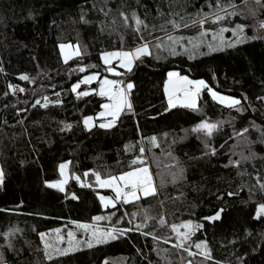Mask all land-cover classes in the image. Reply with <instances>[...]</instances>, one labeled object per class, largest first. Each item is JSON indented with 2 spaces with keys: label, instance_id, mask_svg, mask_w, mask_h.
I'll use <instances>...</instances> for the list:
<instances>
[{
  "label": "trees",
  "instance_id": "trees-1",
  "mask_svg": "<svg viewBox=\"0 0 264 264\" xmlns=\"http://www.w3.org/2000/svg\"><path fill=\"white\" fill-rule=\"evenodd\" d=\"M209 2L215 4V0H0L3 264H264V217L254 218L256 205L264 203V192L256 182L257 178L264 182V101L257 99L264 96V29L259 27L264 9L255 0H221L222 5L234 4L238 15L204 27L218 31L242 24L243 42L227 47L235 40L228 31L223 34V50L210 52L211 31L201 37L199 25L191 23L198 10L209 11ZM133 11L148 25L141 30L152 47L151 55L117 76L134 85L129 93L132 111L125 109L110 129L100 128L97 119L86 130L83 118L95 116L105 98L96 92L77 98L71 86L89 72L107 74L102 52L137 46ZM121 12L130 26H125ZM81 15L89 23L81 22ZM168 21L181 27L174 31ZM167 34L184 37L181 43L188 49L189 37L203 43L192 53L176 46L177 54L172 55L155 47V37L171 47L164 39ZM60 43H76L81 55L63 62ZM169 69L203 78L214 89L238 96L240 104L222 106L203 89L196 110L177 106L165 111L163 86ZM21 74L34 82L20 80ZM9 84L25 91L11 92ZM96 86L97 82L81 84L77 91ZM44 96L48 106L33 107L37 99L44 103ZM201 121L218 123L211 138L191 131ZM65 124L71 128L62 131ZM245 128L246 133L236 135ZM133 159L143 163L131 166ZM230 160L240 163L233 166ZM62 162H68L79 182L71 178L60 191L46 182L59 177ZM144 165L151 171L154 195L128 204L116 201L115 207L101 206L97 193L111 191L95 186L92 171L105 177ZM221 208L220 220L204 219ZM97 215L110 217L103 219V228L131 230L117 232L114 240L45 260L39 233L66 231L73 227L71 221L92 223ZM185 220L202 225L189 243L204 241L211 259L188 256L173 247L170 226ZM189 250L198 253L193 247Z\"/></svg>",
  "mask_w": 264,
  "mask_h": 264
},
{
  "label": "snow or ice",
  "instance_id": "snow-or-ice-1",
  "mask_svg": "<svg viewBox=\"0 0 264 264\" xmlns=\"http://www.w3.org/2000/svg\"><path fill=\"white\" fill-rule=\"evenodd\" d=\"M255 4L260 7V9H264V0H255ZM209 11L204 12L202 9L198 10L197 12V18L193 19L191 21L192 25H199L201 31L198 34L201 37L206 36L210 31L212 34V42L208 43L207 47L210 52L223 50L225 47L224 44V33L231 31L232 35L235 37V40L228 43L227 47H235L236 44L243 42L242 34L244 32V25L242 24H236L235 28L229 29L227 27H220L218 31H213L211 29L205 28V24L211 23V24H219L220 22L224 21L228 17H232L235 15H238V13L234 10L235 5L229 3L228 5H222L221 0H215V4L209 2L207 5ZM231 8L233 11H229L228 9ZM213 9H215L213 11ZM107 15V13H105ZM121 17L124 18V24L126 27L130 26L128 17L125 15V13H120ZM132 20L134 21L133 31L135 32L136 36L139 37V43L137 46L124 50L123 47L120 50L115 51H104L100 55V59L105 65V70L109 73H112L116 76H121L124 73H120L116 71V67L125 69L127 72H130L133 68V64L137 60H141L142 57L151 55V47L152 45L148 40L144 39L143 32L141 30V26H143V29H147L148 25L141 20L135 11L132 12ZM253 15H255V11H253ZM81 22L87 24L89 21L85 18L84 15H81ZM182 19V18H181ZM167 23H170L173 30H178L181 25L177 23L176 21H168ZM183 27L187 28L189 27L188 24H184ZM259 27L264 29V21L259 23ZM151 35V33H149ZM157 43L155 44V47L158 49H162L165 51H170L172 55L177 54V47L179 46L180 49H183L185 52H187L189 49L186 48V46L181 43L182 40H184V37H178L171 34H167L165 36V41L170 42L171 47L165 48L163 44L161 43L160 37L154 38ZM188 43L191 45L192 49H198L200 45L203 43V41H195V38L189 37ZM59 49L61 52V56L65 63L68 62L69 59L72 58L73 55L79 56L81 55V50L77 46L76 51L73 52H65V49H71L73 46L70 44H59ZM189 59H193L192 55H189ZM113 61H117L118 63L116 66H113ZM90 67H96V65H91ZM81 72L85 71L83 67L79 69ZM99 73H95L92 75L85 76L83 79H81L78 83L73 84L71 86V91L76 94L77 98H80L82 96L89 95V92L87 91H81L78 92L77 89L80 87L81 84H90L92 81L97 79V76ZM20 80L28 81L29 83L34 82V78H30L27 74H21L19 76ZM99 82V90L96 92L97 95L101 97H107L108 103H103L100 105L102 111H100L97 115L99 118H105V117H111L110 120H108L106 123H100L99 127L102 129H110L112 128L117 118L121 115V113L127 109L128 112L132 111V104L129 99V93L133 89L134 85L131 82H127L126 84L119 80H109L107 78L101 79ZM8 89L11 92L20 91L24 92L25 90L23 88H18V86L9 84ZM201 89H207L209 95L214 101H217L221 104H224L227 107H235L240 104V101L232 98V97H226L219 95L217 92L213 91L211 88H209L203 80H192L189 79L187 76H182L178 72L175 71H169L167 73V79L164 81V94L167 98V108L165 111H168L171 108H174L179 104L181 107L189 108L196 110L197 109V103L196 98L198 97ZM95 91V90H93ZM57 95H59L57 93ZM182 97V98H177ZM258 100L264 101V96L257 97ZM43 100L44 103H41L39 99L36 100L35 106H39L41 108H46L48 106V97L44 96ZM54 103L60 104V100H56ZM236 111L240 112L241 108L236 107ZM93 117L92 116H85L83 118V124L86 130L90 129L93 126ZM70 124H65L64 129H61L62 131L65 129H70ZM218 129V123H210L207 121H201L196 126H194L191 131L194 133H203L206 137L211 138L213 135V132ZM248 131L247 128L243 129L242 132L236 133L237 136L242 135L243 133H246ZM152 142L155 145L156 138L152 137ZM205 148H209L208 143L205 142ZM141 152L144 151L143 148L140 150ZM208 154V153H205ZM211 154H216V149H211ZM254 155V154H253ZM244 159H248V157H244ZM230 164L233 166H236L240 163L239 160L236 161H229ZM142 164V159H133L130 162L131 166H135L137 164ZM67 164L61 163L59 165L61 176L64 175V170L66 169ZM88 172H85V176H88ZM3 171L0 170V180L3 179ZM91 175L95 177V182L100 188H110L114 193V198H109L106 196H99V200L101 202V205L104 207L112 206L115 207L114 201H122L124 204H128L131 200L136 199L138 200L140 198L139 194H142L144 196L154 195L155 189L152 185V179L149 174V170L147 167H131V170L122 172L119 176H113L109 175L106 178H102L100 173L92 171ZM79 182V177H75ZM257 184L259 186V189L261 192H264V182H262L259 178H257ZM65 181L61 180L59 182L50 183L46 182L48 187L57 188L60 191H63V184ZM88 186L85 184L81 185ZM228 195H234V193L229 192ZM73 199H76L75 196H73ZM224 211L223 208L217 210L214 215L207 216L204 219L208 221H216L221 219V214ZM135 215V213L133 214ZM261 217H264V203H258L256 205L255 209V217L256 219H260ZM102 219H110V217H101V216H94L92 220L100 221ZM119 222V221H118ZM162 225L165 223L164 216L160 217L159 221ZM71 223L75 224L78 229H83L84 232L87 234V246L92 247V241L94 240L95 243H105L108 240H114L117 238L116 233L120 232V234H123L125 231H130L131 229L126 230H120L115 228H110L107 231H103L96 227L94 223H78L76 221H71ZM140 225H137V228H139ZM171 230L173 233H175L176 236V243L173 245L174 248L182 249L184 252H187L188 256H194L196 254L201 255L204 257V259H211V255L207 250V245L204 241H199L195 243V248L198 250V253H193L189 250V247H186V243L190 240L191 235L198 229L202 227L199 223H193L192 221H186L181 225L172 224ZM180 228H183L184 231H179ZM57 233L60 232V229L55 230ZM7 233L5 236L7 237ZM42 242L44 241L45 233L41 232L39 233ZM68 243L69 246L66 248H55L54 254L55 255H66L69 252L75 251L76 246L80 244V240L76 239V236L73 231H68ZM61 239H63L61 237ZM155 239V237H154ZM167 242V241H166ZM50 245L48 243L44 244V258L45 260L52 261L53 260V254L49 252ZM241 260L243 258H240ZM0 264H3V261L0 260ZM188 264H192L191 261H188Z\"/></svg>",
  "mask_w": 264,
  "mask_h": 264
},
{
  "label": "rangeland",
  "instance_id": "rangeland-1",
  "mask_svg": "<svg viewBox=\"0 0 264 264\" xmlns=\"http://www.w3.org/2000/svg\"><path fill=\"white\" fill-rule=\"evenodd\" d=\"M211 39V38H210ZM197 41H199V40H195L194 42H197ZM210 42V41H209ZM162 44H163V46L164 47H166V48H169L167 45H165L164 44V42H161ZM211 43V42H210ZM61 44V43H60ZM63 44H70V45H72L73 47L71 48V49H65V52L67 53V52H75L76 51V49H77V44L76 43H63ZM59 46V45H58ZM59 48V47H58ZM117 50H120V49H117ZM124 50H128V49H124ZM189 50H190V52L192 53L193 51H196L197 49H195V50H193L192 49V47H190L189 48ZM108 51H115V50H108ZM59 52H60V49H59ZM60 56H61V52H60ZM74 57H76V55H73L72 56V58H74ZM71 58V59H72ZM71 59H69V60H71ZM61 60L64 62V60H63V58H62V56H61ZM68 60V61H69ZM102 62V61H101ZM103 63V62H102ZM118 62L117 61H113V66H116V64H117ZM135 63V62H134ZM116 71L117 72H120V73H123L124 71H125V69H122V68H119V67H116ZM169 71H175V72H178L179 73V71L177 70V69H169V70H167L166 71V77H165V80L167 79V73L169 72ZM107 72V71H106ZM95 73H97V72H89V73H87V74H85V75H83L82 77H81V79H83L85 76H88V75H92V74H95ZM180 74V73H179ZM180 75H182V76H187L189 79H192V80H203L204 82H205V84L209 87V88H211L213 91H215V92H217L219 95H222V96H226V97H232V98H235V99H237V100H239L240 101V98L238 97V96H235V95H230V94H226V93H223V92H220V91H218V90H216V89H214L213 87H211V86H209L208 85V83H207V81L205 80V79H203V78H193V77H191V76H189V75H186V74H180ZM104 78H107V79H109V80H115V79H119V80H121V81H123L124 83H125V81H124V79H122L121 77H117L116 75H113L112 73H109V72H107V74L106 75H98L97 76V79L96 80H94V81H92L91 83H93V82H97V86H96V88L95 89H88V90H86L87 92H97L98 90H99V80H101V79H104ZM80 79V80H81ZM78 83V82H77ZM90 83V84H91ZM76 84V83H75ZM126 84V83H125ZM86 85H88V84H86ZM93 90H95V91H93ZM163 90H164V86H163ZM203 89H201V91H202ZM207 90V89H206ZM201 91H200V93H201ZM208 92V91H207ZM199 93V94H200ZM209 94V93H208ZM210 96V95H209ZM105 98V101H104V103H108L109 101L107 100V97H104ZM178 99L179 98H182V97H177ZM210 98H211V96H210ZM198 99H199V95H198V97L196 98V103L198 104ZM212 99V98H211ZM213 100V99H212ZM166 101H167V98H166ZM214 101V100H213ZM214 102H216V103H218V104H220V105H222V106H225L224 104H221V103H219V102H217V101H214ZM177 106H179V107H181L179 104H177ZM176 106V107H177ZM225 107H227V106H225ZM100 111H102V109H100ZM99 111V112H100ZM98 112V113H99ZM97 113V114H98ZM95 115V116H92L93 117V126L95 125V123H96V120L98 119L99 121H98V124H100V123H106L108 120H110L111 119V117H105V118H99L98 117V115ZM92 126V127H93ZM62 163H66L67 164V167H66V169L64 170V175L63 176H61V173H60V168H59V165L61 164H59L58 165V173H59V177L58 178H56L55 180H53V181H50V183H55V182H59V181H61V180H63V181H65V183L63 184V189H64V187H65V184L69 181V179H71V178H74V179H76L75 177H77L76 175H72L71 173H70V171H69V164H68V162H62ZM139 167H147L148 168V170H149V174H150V176H151V179H152V185H153V188L154 189H156V186H155V184H154V180H153V177H152V174H151V171H150V169H149V167L147 166V165H144V166H139ZM129 171V170H128ZM125 172V171H124ZM121 173H119V174H116V175H113V176H119ZM107 176H105V177H102V178H106ZM95 186L97 187V188H99V189H108V190H110L111 191V193L110 194H104V193H102V192H98L97 193V195H98V197L99 196H106V197H109V198H114L115 197V193L110 189V188H100L97 184H96V182H95ZM138 195L140 196V197H142V196H144V195H142V194H139L138 193ZM133 200H135V199H133ZM133 200H131V201H133ZM114 202H116V201H114ZM101 203V202H100ZM102 206V205H101ZM102 207H104V206H102ZM97 216H101V215H97ZM101 217H104V216H101ZM186 221H192L193 223H199V222H195V221H193V220H185V221H183V222H181V223H179V224H177V225H181V224H183L184 222H186ZM103 222V219L102 220H100V221H92V223H94L95 225H96V227L97 228H99V229H101V230H103V231H107L108 229H110V228H103L102 226H101V223ZM200 224V223H199ZM201 225V224H200ZM57 229H60V232L59 233H57L55 230L56 229H53V230H50V231H48V232H45V237H44V241L42 242V240H41V242H42V245H43V248H44V244L45 243H48L49 245H50V248H49V252L50 253H52L53 254V257H56V256H60V255H55L54 254V249L55 248H57V247H59V248H61V249H63V248H66V247H68L69 246V243H68V231H73L74 232V234H75V236H76V239H78V240H80V244L79 245H77L76 246V249L77 250H80V249H83V248H87L88 246H87V243H88V240H87V234L84 232V230L83 229H78L77 227H76V225L74 224L73 225V227L71 228V229H68V230H66V231H62V228H57ZM179 231H184V229L183 228H180L179 229ZM172 234H173V236H174V238H175V243H176V236H175V233H173L172 232ZM194 234V233H193ZM192 234V235H193ZM116 235H117V233H116ZM192 235H191V237H192ZM61 237L63 238V239H61ZM191 237H190V239H191ZM108 241H110V240H108ZM190 242V240L186 243V245L185 246H189V247H193L197 252H198V250L195 248V243H193V244H191V243H189ZM92 244H93V246L94 245H97V244H99V243H95V241L93 240L92 241ZM76 251V250H75ZM72 252H74V251H72ZM69 253H71V252H69ZM184 264H188V262H185Z\"/></svg>",
  "mask_w": 264,
  "mask_h": 264
}]
</instances>
